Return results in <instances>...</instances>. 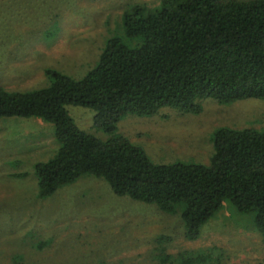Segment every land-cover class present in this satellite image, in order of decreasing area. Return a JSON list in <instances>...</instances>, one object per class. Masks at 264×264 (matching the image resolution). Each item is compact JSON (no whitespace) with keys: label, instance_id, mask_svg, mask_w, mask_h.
Masks as SVG:
<instances>
[{"label":"rangeland","instance_id":"obj_1","mask_svg":"<svg viewBox=\"0 0 264 264\" xmlns=\"http://www.w3.org/2000/svg\"><path fill=\"white\" fill-rule=\"evenodd\" d=\"M161 0H0V86H47V70L82 78L107 40L124 33L126 6ZM76 124L106 140L95 111L68 106ZM264 130V100L201 101V111L162 108L126 115L114 135L143 148L156 164H210L220 128ZM55 127L42 118H0V264H264V236L254 216L224 207L191 239L179 208L117 195L82 176L48 197L36 164L57 150Z\"/></svg>","mask_w":264,"mask_h":264},{"label":"trees","instance_id":"obj_2","mask_svg":"<svg viewBox=\"0 0 264 264\" xmlns=\"http://www.w3.org/2000/svg\"><path fill=\"white\" fill-rule=\"evenodd\" d=\"M124 9V33L107 40L82 78L47 70L51 83L28 91L0 86V118L37 117L52 123L56 154L36 164L39 194L91 175L119 196L179 208L187 235L229 202L254 216L264 236V130L224 127L214 135L210 164L154 163L145 150L114 135L129 114L162 108L201 111V101L264 100V0H161ZM95 111L103 140L81 129L68 106Z\"/></svg>","mask_w":264,"mask_h":264}]
</instances>
